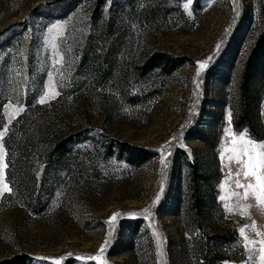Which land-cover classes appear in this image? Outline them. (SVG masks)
<instances>
[{
    "label": "rangeland",
    "instance_id": "rangeland-1",
    "mask_svg": "<svg viewBox=\"0 0 264 264\" xmlns=\"http://www.w3.org/2000/svg\"><path fill=\"white\" fill-rule=\"evenodd\" d=\"M162 8L166 15L150 17ZM263 10L264 0H0L4 163L5 136L30 104L55 115L54 130H92L87 170L67 178L44 211L16 204L0 212V260L27 252L35 264H100L97 256L104 264H196L206 233L237 230L234 250L218 264H260L264 245L249 242L264 239L256 234H264V205L241 199L250 205L244 216L229 213L220 197L244 193L230 176L240 166L227 158L233 136L225 129L245 132L234 129L232 104ZM53 25H62V35L49 33ZM155 51L184 64L169 76L137 75L134 67ZM257 85L264 121V84ZM49 87L59 95L41 104ZM102 133L144 148L148 159L136 165L104 155ZM196 161L208 179L204 215L186 226L188 162ZM253 221L256 231L246 227L245 239L239 229Z\"/></svg>",
    "mask_w": 264,
    "mask_h": 264
},
{
    "label": "trees",
    "instance_id": "trees-1",
    "mask_svg": "<svg viewBox=\"0 0 264 264\" xmlns=\"http://www.w3.org/2000/svg\"><path fill=\"white\" fill-rule=\"evenodd\" d=\"M163 10L164 8L161 12L152 13L150 17L157 19L160 15H166ZM147 19L150 22L149 18ZM101 26L104 27V24ZM110 29L111 27L107 28V31ZM183 64L184 60L174 54L155 51L143 64L135 66L134 70L140 76L147 73L169 76ZM219 80L224 81L221 78ZM258 81L264 84V10L261 31L245 60L239 77L237 97L232 104L234 129L237 132L246 130L253 139L263 140L264 121L259 109L262 93L258 90ZM44 108L40 104L35 106L30 104L28 109L11 124L5 136L6 177L11 192L6 193L2 198L0 212L12 205L21 204L29 212L40 214L54 199L56 193L60 192L63 184L69 185V180L66 182L67 178L77 179L78 174L87 170L84 164V145L90 139L92 130L86 127L67 132L54 130L52 124L55 115H42L40 109L43 111ZM101 135L104 139L102 152L108 157L113 155L128 164L136 163V165H141L149 157L148 151L144 148L111 138L105 133ZM203 140L207 142V138L204 137ZM188 165L190 195L186 214L183 217L186 226L191 223H189L191 218L196 223L201 222L205 205L203 186L208 182L198 161L188 162ZM199 226L204 232L206 231L202 225ZM238 236L237 230L206 233L196 244L198 248L196 264L222 263L227 257V251L234 250L233 239L236 237L238 239ZM34 261L29 253L20 252L1 259L0 264H35Z\"/></svg>",
    "mask_w": 264,
    "mask_h": 264
},
{
    "label": "snow or ice",
    "instance_id": "snow-or-ice-1",
    "mask_svg": "<svg viewBox=\"0 0 264 264\" xmlns=\"http://www.w3.org/2000/svg\"><path fill=\"white\" fill-rule=\"evenodd\" d=\"M57 33L58 35H62V25H53L52 28L49 29V33ZM210 59V58H209ZM199 67L197 70V76L200 75V72L203 71L207 66V61L198 62ZM59 95V92L56 91L55 87H49L48 91L45 93L44 98H42L39 102L41 104L46 103L49 99H54ZM23 109H18L17 111H22ZM229 121L231 120V113H229ZM225 132L229 135L233 136L232 146L230 148H226L225 151L229 153L228 160L235 161L240 166V171L232 174L230 172V176L235 175L237 179H235L236 188H243L244 193L241 197V194L235 191H232L230 196L225 197L221 196V201L225 202L226 209L229 213L234 211H238L241 215L248 216V208L250 205H240L241 199L247 200L249 197H254L257 201L258 205H264V143H257L250 138H246L247 133L245 132L239 134L238 136L232 132L231 128L225 129ZM4 132H0V137H3ZM223 155V154H222ZM4 148L3 145L0 144V195L4 193L10 192L8 184L4 183V169L7 165L4 163ZM161 163L164 164V160H161ZM243 176L245 180L248 182L241 183L238 177ZM254 181V182H253ZM235 199L236 203L233 206H228L229 202L232 199ZM158 199V197H157ZM144 212H148V209H145ZM118 213H114L111 217V220H115L118 216ZM251 227L253 231H256L255 222L253 221L251 225H246L239 229L241 236H244L245 239V228ZM257 235H264L262 233L257 232ZM249 243L254 246L259 243L260 245H264V239L259 242L250 241ZM254 250H256L254 248ZM259 251V261L260 264H264V247H260ZM103 252V248L101 249V253ZM93 259H97L100 261V264H104L103 260L100 259L99 256L93 257ZM61 259L55 261V264H61Z\"/></svg>",
    "mask_w": 264,
    "mask_h": 264
}]
</instances>
